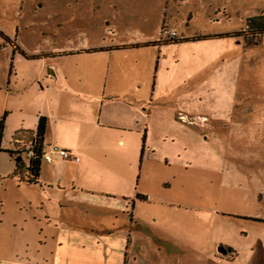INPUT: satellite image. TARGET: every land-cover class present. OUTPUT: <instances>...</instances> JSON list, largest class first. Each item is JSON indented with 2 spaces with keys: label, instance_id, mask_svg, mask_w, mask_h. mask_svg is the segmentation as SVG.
<instances>
[{
  "label": "rangeland",
  "instance_id": "1",
  "mask_svg": "<svg viewBox=\"0 0 264 264\" xmlns=\"http://www.w3.org/2000/svg\"><path fill=\"white\" fill-rule=\"evenodd\" d=\"M261 15L264 0H0V147L15 151L0 153L1 258H32L50 220L122 224L126 264H264V35L246 31ZM172 38L187 41L144 46ZM50 65L60 87L47 80ZM122 92L143 103L126 110L114 98ZM56 93L50 116L45 100ZM47 115L45 152L66 150L83 167L59 168L53 154L44 173L94 176V187L126 204L118 196L108 206L98 197L91 208L40 206L68 196L70 176L65 192L46 194L12 176L15 160L30 157L28 135L14 145L15 132ZM88 116L99 125L82 123ZM125 206L114 221L112 209Z\"/></svg>",
  "mask_w": 264,
  "mask_h": 264
},
{
  "label": "crops",
  "instance_id": "2",
  "mask_svg": "<svg viewBox=\"0 0 264 264\" xmlns=\"http://www.w3.org/2000/svg\"><path fill=\"white\" fill-rule=\"evenodd\" d=\"M111 66L108 65L107 69L110 70ZM113 68H116V71L114 72V79L117 78V69H120V74L126 71V67L123 64H115ZM131 70H135V67L130 68ZM57 67L54 65H50L46 68V74H47V80H49L51 83V86L54 87H60L61 82L63 80L62 77H60L57 74ZM131 91V90H129ZM59 93H56L54 95H50L49 98L45 100V103L48 102V105L50 106V116L52 115V110L55 108L53 106V101L59 100L58 97ZM116 96V95H115ZM121 97V99H120ZM90 97L89 99H91ZM96 97H93L95 99ZM115 100H121L120 102L125 106V108H128L126 110L132 109L133 106H141L143 101L141 98H138L134 94H129L126 92H122L119 94V97H114ZM104 99V98H101ZM113 98H108V100H112ZM101 106L103 107L104 104L102 103ZM59 106H56V110L59 111ZM125 108H122L121 110H124ZM130 108V109H129ZM55 110V109H54ZM73 112V113H71ZM71 114L74 115H80L79 112L71 111ZM77 113V114H76ZM102 110L98 111L93 109L91 111V114L101 115ZM65 114V112H64ZM66 114H69L66 112ZM63 116V115H62ZM46 118V131L48 129V126L51 124L52 118H50L48 115L44 116ZM53 122V121H52ZM89 122V123H88ZM82 123L86 124H92L94 125L97 123L99 125V122H93V120H89V116L87 118L82 119ZM45 131V134H46ZM44 143H45V137H44ZM73 156V155H72ZM78 158V157H76ZM66 161V160H65ZM51 161L49 166V169H54L53 166H51ZM57 164L59 165V168H73V169H80L83 167V164H81V160L74 161L72 159L67 160L66 163L62 160L57 161ZM42 165V164H41ZM67 176H70L68 183L70 188V193L68 196H63L61 198H58L54 200L53 198H44L40 206L43 205V203L46 204H52L55 203L57 206L61 209H76V208H91L96 207L92 203V199L94 197L98 198H104L105 201L104 204L106 206L109 205V202L116 203L118 196L121 198L120 204H126L127 200L125 199L122 193L117 194L114 189L106 188L103 186L94 187L92 184L93 180L95 179L94 176H91L90 179L86 182L85 179H83L82 174L79 173H72L70 175L62 173L61 175H49L47 176L46 173L43 171V166H41L40 169V176H39V184L36 185L41 190L40 193L46 194V190L53 192L54 187L55 189L63 193L65 192L64 184L66 183ZM87 176V175H85ZM84 176V177H85ZM89 176V175H88ZM85 183V186L84 184ZM28 186V185H27ZM33 187V186H31ZM100 187V188H99ZM114 190V191H113ZM141 196H144L143 194H139ZM83 196H87L91 201H87L82 199ZM145 197V196H144ZM147 199V197H146ZM54 200V201H53ZM119 202V201H118ZM100 203V201L98 202ZM128 206H131V210H133V202L127 203ZM124 208L119 207V210L112 209L113 214V220H117V216L120 215V213L126 214L123 209ZM108 210V209H107ZM128 215V214H127ZM49 218V217H48ZM46 218V219H48ZM129 222H131L132 215H129L128 218ZM46 228H49V232L43 233V230H38L37 238L36 239H42L39 240L38 246L34 247V251L30 254H32V258H23L19 257L18 254H14L10 258H1L0 256V264H126L128 261L127 259V248H128V240L129 235L127 228L125 226L115 227L114 223L109 226V229H91V228H83L81 226H75L73 224H69L66 221H60V222H51L50 220H47L44 222ZM118 229V230H117ZM46 244H51V247H49L48 251L42 252V248L46 246ZM27 245H23L22 251L24 253H28L27 251ZM23 253V252H22Z\"/></svg>",
  "mask_w": 264,
  "mask_h": 264
},
{
  "label": "trees",
  "instance_id": "3",
  "mask_svg": "<svg viewBox=\"0 0 264 264\" xmlns=\"http://www.w3.org/2000/svg\"><path fill=\"white\" fill-rule=\"evenodd\" d=\"M246 31H252V35H264V15L251 17L246 20ZM240 34V33H238ZM1 36H3L2 33H0ZM235 36H238L237 34ZM213 37H234V35H223V36H213ZM206 36H199L196 38V40H203L206 39ZM183 41H187V39H169V40H163L158 42H150L145 44L144 46L149 45H156V44H176ZM124 48V47H123ZM112 49H122V48H109V50ZM93 52L94 50H89V52ZM20 52V51H19ZM21 53V52H20ZM5 114L0 119V143L2 138V132H3V123H4ZM45 131H46V118L44 116H39L37 120V125L34 131H17L15 132L13 136L14 145L19 142V136L22 134H27L29 138V149L28 152L31 154V156L28 159L27 165H24L22 163L21 159L15 160V167L12 176L17 178L18 182H23L28 186H36L39 184V176H40V169L41 164L43 161V155L45 153V143H44V137H45ZM145 138V137H143ZM144 140V139H143ZM5 152L9 155V157L13 158L14 152L12 149L10 150H3L0 147V153ZM137 200L145 201L146 197L141 196L137 194L135 196Z\"/></svg>",
  "mask_w": 264,
  "mask_h": 264
},
{
  "label": "built area",
  "instance_id": "4",
  "mask_svg": "<svg viewBox=\"0 0 264 264\" xmlns=\"http://www.w3.org/2000/svg\"><path fill=\"white\" fill-rule=\"evenodd\" d=\"M53 154H57L59 155L61 158L65 159V160H74V161H78V158H74L72 157V155L67 152L66 150H56V149H53L51 150L50 152H45L44 155H43V161L47 162V163H50L52 161V155ZM29 156H31V154L29 153Z\"/></svg>",
  "mask_w": 264,
  "mask_h": 264
},
{
  "label": "water",
  "instance_id": "5",
  "mask_svg": "<svg viewBox=\"0 0 264 264\" xmlns=\"http://www.w3.org/2000/svg\"><path fill=\"white\" fill-rule=\"evenodd\" d=\"M218 252L223 254V255L227 253V251L221 247L218 248Z\"/></svg>",
  "mask_w": 264,
  "mask_h": 264
}]
</instances>
